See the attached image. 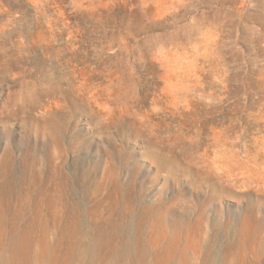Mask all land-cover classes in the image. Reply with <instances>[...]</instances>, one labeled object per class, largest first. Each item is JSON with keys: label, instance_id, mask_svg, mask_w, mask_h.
Wrapping results in <instances>:
<instances>
[{"label": "rangeland", "instance_id": "obj_1", "mask_svg": "<svg viewBox=\"0 0 264 264\" xmlns=\"http://www.w3.org/2000/svg\"><path fill=\"white\" fill-rule=\"evenodd\" d=\"M264 264V0H0V262Z\"/></svg>", "mask_w": 264, "mask_h": 264}, {"label": "bare ground", "instance_id": "obj_2", "mask_svg": "<svg viewBox=\"0 0 264 264\" xmlns=\"http://www.w3.org/2000/svg\"><path fill=\"white\" fill-rule=\"evenodd\" d=\"M0 264H9L7 261H2ZM185 264H191L190 262H187V259H185ZM206 264V263H204Z\"/></svg>", "mask_w": 264, "mask_h": 264}]
</instances>
